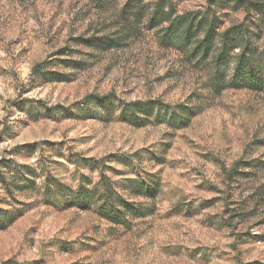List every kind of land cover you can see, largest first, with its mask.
<instances>
[{
	"label": "rangeland",
	"instance_id": "374dc122",
	"mask_svg": "<svg viewBox=\"0 0 264 264\" xmlns=\"http://www.w3.org/2000/svg\"><path fill=\"white\" fill-rule=\"evenodd\" d=\"M128 1L0 0V150L32 145L15 159L36 168L38 186L74 188L84 173L94 201L107 189L110 207L144 211L111 218L28 190L29 209L0 230V264H264V89L229 85L233 62L215 65L218 37L204 55L165 34L191 15L221 32L244 10L143 0L129 12ZM157 3L168 19L151 26ZM255 27L260 46L264 22ZM153 99L186 105L187 119L122 117L124 103ZM74 155L97 167H77Z\"/></svg>",
	"mask_w": 264,
	"mask_h": 264
},
{
	"label": "trees",
	"instance_id": "16d2710c",
	"mask_svg": "<svg viewBox=\"0 0 264 264\" xmlns=\"http://www.w3.org/2000/svg\"><path fill=\"white\" fill-rule=\"evenodd\" d=\"M95 1L100 2L103 0ZM142 1L129 0V12L142 8ZM214 1L233 2L237 8L244 10V20L218 32L214 19L208 22L205 16L197 17L196 15H191L188 20L184 16H178L170 21L169 26L166 27L165 34H169V39L175 40L181 47H188L192 44L194 46V54L202 52L204 55L212 47L214 38L218 37L220 46L215 59V65L216 69H218L221 65L233 62V74L229 85L264 89V44L256 46L252 41L253 27H257L264 22V1ZM162 6V3H157L154 11L151 12L149 17L151 26L161 24L168 19L167 13L164 12ZM201 29L205 30L204 36L203 38H197V32ZM236 48H238V51H235ZM40 65V63L37 64L33 69L36 72L40 71L38 70ZM214 83L218 88L223 85L222 79L218 76L214 78ZM98 99L104 102L106 97L103 96ZM105 103H108V101L106 100ZM189 111L190 108L186 105H176L168 109L158 99L133 100L124 103L120 108L122 117L130 123L145 121L151 114L155 115L159 120L163 119L171 124L183 123L187 119L186 113ZM31 149L32 145L22 144L12 146L8 150H0V230L6 228L29 209L31 203L24 200L28 190L41 188L43 190L40 192L42 199L47 198L50 195L49 193H52L56 198V203H68V205L76 206L80 209L98 205L111 218H120L125 214L134 216L143 215L144 211L141 206L133 205L124 200L117 206L110 207L107 189L94 201L95 187L91 185L90 176L84 173L79 174L78 184L74 188L60 183H57L55 186L51 184L52 181L49 179L42 180L41 186H38L36 182V168L29 163L18 162L15 159V155L23 151L30 152ZM73 161L77 167H87L89 170L97 167V161L93 158L74 155ZM234 171H237L236 166L228 171L229 176ZM147 187V183L139 185V189L144 193H147V190L149 191L150 188Z\"/></svg>",
	"mask_w": 264,
	"mask_h": 264
}]
</instances>
